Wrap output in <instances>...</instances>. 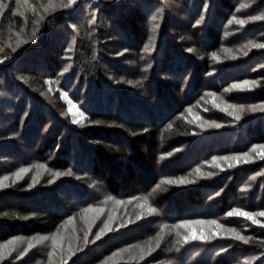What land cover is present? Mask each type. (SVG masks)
I'll list each match as a JSON object with an SVG mask.
<instances>
[{
	"label": "trees",
	"instance_id": "16d2710c",
	"mask_svg": "<svg viewBox=\"0 0 264 264\" xmlns=\"http://www.w3.org/2000/svg\"><path fill=\"white\" fill-rule=\"evenodd\" d=\"M237 1H63L48 11L49 34L3 53L0 91L9 96L0 100V182L4 173L38 164L60 178L32 186L23 177L0 188V242L50 235L84 207L127 200L144 207L143 216L107 232L68 264H113L117 253L123 259L115 264H235L250 254L252 264H264V226H254L247 242L183 243L175 232L184 221L230 220L234 208L264 209V173L258 174L264 162L226 168L209 162L264 142V111L248 110L238 121L217 113L222 126L213 129L183 120L206 93L256 74V88L242 100L264 104V56H257L263 52L235 58L222 50L235 40L264 43L259 24L223 42ZM252 11L243 9L246 18ZM146 47L155 61L139 66ZM60 78L63 89L75 86L71 94L86 110L78 126L62 114L61 89L52 88Z\"/></svg>",
	"mask_w": 264,
	"mask_h": 264
},
{
	"label": "rangeland",
	"instance_id": "374dc122",
	"mask_svg": "<svg viewBox=\"0 0 264 264\" xmlns=\"http://www.w3.org/2000/svg\"><path fill=\"white\" fill-rule=\"evenodd\" d=\"M63 1L70 2V0H0V65L6 63L5 59L1 58L3 53L13 51V49L22 50L26 47L25 44L30 38H33L38 33L40 34L42 31L45 35L46 33L49 34L51 28L49 26V21L52 15H49L50 12L48 13V11H50L55 4L58 5ZM258 1L259 0H238L236 2L234 11L232 12L233 15L230 17V21L225 24L226 31L224 35H222L223 42H225L227 38L232 37L233 33L237 31L238 34H240L239 31L244 25H264V19L251 20L249 17L246 18L245 12H243V9L247 7L253 8V11L250 13L251 16L264 15V3L260 5ZM74 4L76 5V1L73 2V5ZM11 7L15 9L11 11V17L5 19L8 15L5 14V12ZM73 8L75 9V7ZM240 20H244L245 23L243 25L239 24ZM239 26L241 27L239 28ZM156 34L157 32H155V37ZM242 36L243 35H241V37ZM235 41L236 42L227 43V45L224 43L223 48L226 50L221 48L223 51L229 52L230 57L234 56L238 58L240 56H247L256 49H258L259 52H263L261 53L262 55L258 54L257 56H264V47H258V45H264V43L253 42L249 38ZM232 43H237L238 45L229 46ZM66 49L68 50L67 57H69L70 54H72L70 52H73V46ZM152 54L153 51L149 47L140 51L137 55L140 57L137 61L139 66L140 62L147 63L149 61L151 63L155 61V56ZM211 55L213 57V54ZM217 59L219 58L217 57L216 60ZM260 61L261 63L259 66L261 71H264V59ZM138 63L133 61L132 64H136L137 67H132L130 62L127 67H132V72L135 71L134 73H136L138 70ZM210 66L214 65L212 64ZM148 67L149 65L143 68ZM66 70L67 69L64 68L60 72L63 73ZM131 76L132 75H128L126 77L131 78ZM259 76L260 75L256 74L255 76L247 77L241 81H235L219 91L206 93L197 103L186 108L183 114L185 116L183 118L184 123L195 129H213L222 126V122L217 121V113H223L232 118V120L238 121L240 119L237 120L235 116L230 114L231 112H236L241 118L243 112L251 110L250 106H255V111L257 112L264 111V104L253 105L250 104V102L242 100L245 96L243 95L244 92L256 88ZM61 80L62 78H60L58 82L57 80L56 82L51 80L52 88L61 89V97L66 107L62 114L66 115V119L69 120L71 124L73 123L78 126L86 119V110L74 99L73 94H71L75 86L67 88L66 85L65 88L67 89H63L60 83ZM5 93L4 90L0 91V100H4L6 96H9ZM229 105H243L244 107L242 109L239 107L230 108L228 107ZM225 108L228 110L225 111ZM215 125L220 126L216 127ZM152 144L154 143L149 144V146ZM162 144L163 143L160 142V145ZM254 145L256 147H253ZM143 148L146 152V147ZM240 152L242 153L235 152L230 155L227 154L220 157L221 159L216 157L215 160L212 159L209 162L218 167H223L224 165L225 168L230 165L232 167L252 162H264V142L253 143L247 149ZM243 153H247V155H241ZM225 157L228 159H225ZM263 173L264 171H261L258 174L260 175ZM257 176L258 175H254L253 178ZM23 177L32 180V186H42V184L46 182L51 184L57 181L58 177L60 178L57 172L52 171L47 165H26L15 172L4 173L0 182V188L12 185ZM109 202L103 206H90L78 210L70 215L57 231L50 235H34L30 237L18 236L8 241L0 242V264H68L79 251L90 247V244L97 241L107 232L143 216L142 210H144V207L142 208L140 206L139 209L137 206H135V208L133 206L137 203H133L132 205L127 200L114 201V199H111ZM242 212L252 213V217H250L252 220L239 215V213ZM230 213L227 215V219L230 220L227 221L210 219L190 220L177 223L175 232L182 239L183 243L198 240L202 241L205 236L207 237L205 241H218L228 238L233 240V242L238 240L247 242L251 236L255 234L254 226H264V215H261V213H264V209L243 210L241 208H234ZM186 236L190 237L187 241L184 239ZM241 236L244 237V239L238 238ZM122 253L125 254V252ZM128 253L127 255L129 256L134 254H130V251H128ZM114 256L115 260L111 259L113 264L119 263L120 259H123V256H120L118 253ZM254 258L255 255L253 254L243 256L235 264H252Z\"/></svg>",
	"mask_w": 264,
	"mask_h": 264
},
{
	"label": "snow or ice",
	"instance_id": "6c2138e0",
	"mask_svg": "<svg viewBox=\"0 0 264 264\" xmlns=\"http://www.w3.org/2000/svg\"><path fill=\"white\" fill-rule=\"evenodd\" d=\"M71 2H73V0H70V3ZM68 5H65V7H67ZM4 7H5V5H4ZM201 19H203V17H201ZM249 19H251V20H256V19H264V15H262V16H251V17H249ZM197 23H199V21H197ZM245 23V21L244 20H240L239 21V24H241V25H243ZM258 47H264V45H258ZM13 51H15V49H13ZM215 55V54H214ZM228 107H230V108H236V107H239V108H243L244 106L243 105H239V106H237V105H229ZM251 107V110L252 111H255L256 110V108H255V106H250ZM225 111H227L228 109L227 108H225L224 109ZM231 115H233V116H235L236 117V119L238 120V119H240V116L236 113V112H231L230 113ZM216 127H219L220 125H215ZM253 147H256L255 145L253 146ZM170 155V154H169ZM241 155H247V153H243V154H241ZM213 159L215 160L216 159V157H213ZM225 159H228L227 157H225ZM238 162V161H237ZM231 166V165H230ZM57 175H59V173H57ZM172 181H169V183H171ZM185 182H187V181H185V179L184 178H180V180H179V183H185ZM150 211H154V209H149ZM231 214V213H230ZM239 215H241V216H243V217H246L247 219H249V220H252V218H250V217H252V213H249V212H242V213H239ZM261 215H264V213H261ZM258 223V222H257ZM239 239H244V237H238ZM86 239V238H85ZM184 239H185V241H187L188 239H190V237H184ZM204 240L205 239H207V237L205 236L204 238H203Z\"/></svg>",
	"mask_w": 264,
	"mask_h": 264
},
{
	"label": "water",
	"instance_id": "95a60500",
	"mask_svg": "<svg viewBox=\"0 0 264 264\" xmlns=\"http://www.w3.org/2000/svg\"><path fill=\"white\" fill-rule=\"evenodd\" d=\"M59 13V12H58ZM53 15H55V14H53Z\"/></svg>",
	"mask_w": 264,
	"mask_h": 264
},
{
	"label": "clouds",
	"instance_id": "9594fccd",
	"mask_svg": "<svg viewBox=\"0 0 264 264\" xmlns=\"http://www.w3.org/2000/svg\"><path fill=\"white\" fill-rule=\"evenodd\" d=\"M255 222V221H254Z\"/></svg>",
	"mask_w": 264,
	"mask_h": 264
}]
</instances>
